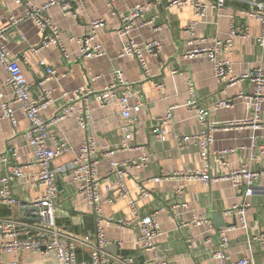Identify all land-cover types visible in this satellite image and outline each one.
Listing matches in <instances>:
<instances>
[{
  "label": "crops",
  "instance_id": "1",
  "mask_svg": "<svg viewBox=\"0 0 264 264\" xmlns=\"http://www.w3.org/2000/svg\"><path fill=\"white\" fill-rule=\"evenodd\" d=\"M28 1V0H22ZM38 4H45L49 0H35ZM115 13L106 1L85 0V9L80 18L65 16L60 7H52L46 15L59 28L61 40L71 53V57L64 59L60 49L52 46L41 50L37 54L30 52L31 47L38 48L42 36L32 20L24 19L27 9L18 5L14 0H0V29L6 27L11 17L21 21L12 28L5 46L19 58L22 70L32 85V96L35 100L41 97L38 83L45 80L47 74L40 66L44 59L55 69L58 77L46 82V88L51 92L49 107L42 112L45 119H52L59 114L68 101L64 93H74L91 88L95 93L103 91L110 83L116 71L124 74V80L140 88L144 94L145 107L138 115L136 134L127 142L123 127L124 122L117 106L101 107L91 97L88 116V129L84 130L76 118L64 120L58 125L61 132L75 149V153L57 158L52 170L62 168L74 161L76 155L87 138L95 137L98 146L106 151L114 150L112 156L105 154L99 165L100 192L103 196L112 197L113 201L104 205V217L107 220H127V227L110 225L105 228V235L111 241L109 252L121 255L127 259L126 264H144L152 256L143 252L138 246L141 234V221L135 219L129 203L116 199L118 184L122 182L129 190L131 198L136 202L138 215L158 212L161 235L155 239L159 258L168 260L171 264H219L215 254L219 250V229H229V247L227 258L236 262L249 257L255 264H264V249L254 237L264 234V176L260 180L257 192L247 201L250 208L247 211V229L240 227L239 219L235 215L227 214L234 206L241 205L244 197L239 194L227 180L220 179L212 184L201 181L188 180L183 173L199 170L203 166L199 151L196 149L181 152L177 148V140L182 136L195 134L200 126L194 114L187 108L188 82L193 81L201 104L210 110L209 123L215 129L212 157L210 160L213 177H223L231 169H237L245 164L253 171L264 170V161L252 162L250 159L251 138L257 136L260 143H264V105L261 122L254 128V106L247 98L256 92V86L250 81L237 82L232 86L222 87L217 83L213 74V64L207 57L188 58L186 53L190 46L192 35L187 31L188 26L196 19L194 9L190 6L171 8L167 10L165 4L173 0H162L161 5L147 9L146 18H156L154 28H141L133 33L139 42L157 40L163 45L159 56H147L146 61L151 71V78L146 79L141 67L134 58H120L122 40L118 34L121 17L125 12L150 0H113ZM263 1V0H262ZM249 5L239 0H228L227 7L222 10L211 9L206 18L200 22L195 32V38L207 39V46L214 40L226 41L230 35L231 17L238 14V24L249 27L251 38L248 40L237 38L233 41L230 52L223 54L231 61V77H240L251 70L261 68L264 71V50L258 45L257 39L263 35V28L252 18L243 17L240 12L249 10ZM98 19L106 21L105 29L100 32V40L105 44L108 55L102 59L79 60L78 45L70 39L83 37L88 33L90 22ZM194 38V37H193ZM27 52L26 59L22 55ZM176 70L177 74H172ZM6 72L0 65V92L11 99V91L6 87ZM163 83L164 89L158 90L156 83ZM243 94V98L239 96ZM233 100L234 105L229 109H216L222 101ZM82 102L76 101V107L81 108ZM16 111V124L8 120L1 121L0 156L8 152L9 148L17 150L19 165H28L34 158V149L28 146L24 133L29 128V121L19 106ZM173 108L174 116L166 130L170 133L165 142L152 136L151 128L156 118L164 116ZM3 111L0 101V117ZM245 123L242 127H227L229 123ZM127 144V146H125ZM224 153V155H221ZM143 156H148L146 166L132 165L122 177L111 173V163L138 162ZM229 163L228 167L221 165L220 157ZM14 164L0 163V180L9 174ZM40 168L33 165L26 175H38ZM168 173L177 176L165 178ZM57 183L60 194L56 205V220L60 227L67 228L81 235L95 233L97 217L91 210L88 200L78 192L77 184L72 175L59 173ZM143 186L151 194L148 198L141 197L139 187ZM112 191L107 195L106 189ZM1 188V183H0ZM13 200L16 202H33L44 195V190L33 186L24 179L18 178L12 182ZM181 192L182 198H176ZM174 202H184L187 207L180 208L177 213L171 211ZM21 208L18 204L6 202L0 205L1 219H21ZM215 214H222L217 218ZM193 216H202L210 220L211 226L201 227L192 224ZM223 226H219V225ZM188 238L193 239L192 248L188 247ZM0 233V242L3 240ZM91 250L79 248L81 260H88ZM30 258V259H29ZM33 264H55L44 262L42 258L26 256ZM1 260L9 264L14 260H23L19 255H1Z\"/></svg>",
  "mask_w": 264,
  "mask_h": 264
},
{
  "label": "built area",
  "instance_id": "2",
  "mask_svg": "<svg viewBox=\"0 0 264 264\" xmlns=\"http://www.w3.org/2000/svg\"><path fill=\"white\" fill-rule=\"evenodd\" d=\"M18 5L27 9L24 19L32 20L38 28L42 36L41 45L38 48L31 47L30 52L37 54L41 50L49 49L56 46L60 49L64 59L71 57V53L61 40L59 28L54 24L50 17L46 15L52 7H60L65 16L80 18L84 12L85 0H49L45 4H38L35 0H14ZM106 1L115 13L113 0H96ZM249 5V10H242L240 14L259 22L264 32V0H239ZM228 0H173L165 4L167 10L171 8H182L190 6L194 9L196 19L188 26L187 31L191 33L192 40L189 42L193 48L186 53V57H207L213 64L214 78L222 87L232 86L237 82L250 81L255 84V94L247 98L255 109V118L253 120L254 128L258 127L261 120L262 108L264 105V71L259 68L251 70L240 77H231L232 64L229 59L222 57L223 54L230 52L233 41L237 38L248 40L251 38L249 27H242L238 24V14L231 17V29L228 40H214L211 46H207V39L195 38L197 26L203 21L211 9L219 11L227 7ZM162 0H150L143 5L135 6L121 17V26L118 34L122 40V49L120 58H134L141 67L146 79L151 78V71L148 67L146 57L159 56L163 50L161 42L154 40L151 42H139L133 37V33L141 28H154L156 18H146L148 8L161 5ZM21 20L15 17L10 18L9 24L0 29V65L6 72V87L11 91V99L0 92V101L3 114L0 117V133L1 121L8 120L13 125L16 124V111L14 106L17 105L26 115L29 121V128L24 133V138L31 148L34 149V158L28 165H19V157L17 150L9 148L8 152L0 156V163L14 164L10 168L9 174L0 180V205L10 202L18 204L21 209L35 208L37 211L28 212L21 219H1L0 233L3 240L0 242V264H5L1 260V255L12 254L20 255L23 260H14L9 264H33L31 260H26V256L33 258H42L44 262L53 261L55 264H126L127 259L121 255H113L109 252L111 241L105 235V228L110 225L119 227H127V220H107L104 217V205L113 201L112 197L103 196L100 192L99 182V165L101 158L107 154L112 156L114 150L106 151V149L98 146L94 136L89 135L83 142L79 153L73 162L59 169L52 170L53 162L66 154L75 153V149L70 145L67 138L57 130L58 125L64 120L76 118L78 124L84 130L88 129L89 110L91 105V97L100 104L101 107L117 106L124 120L123 130L126 134L127 142L131 141L136 134L135 126L138 124V115L145 107L144 94L140 88L133 86L124 80V74L116 71L111 78V83L101 92L95 93L91 88L80 90L74 93H64V96L70 99L67 106L54 118L45 119L42 112L51 104V92L46 88V82L58 77L55 69L51 68L47 61L40 60V66L45 70L47 77L38 83L41 89V97L35 100L32 96V85L28 82L22 67L10 50L5 46V41L10 37V31ZM106 21L98 19L90 22V28L87 34L80 38H71V42H76L78 47L77 57L79 60L102 59L108 55L105 44L100 40V32L105 29ZM194 37V38H193ZM258 45L264 50V33L257 39ZM27 52L22 55L26 59ZM223 53V54H222ZM176 70L172 74H177ZM158 90H163V83H156ZM188 103L187 108L194 114L200 130L191 135L182 136L177 140V148L181 152H187L193 149L199 151L203 166L199 170H192L183 173L188 180L201 181L205 184H212L220 179L231 182L234 189L244 197L241 205H236L227 214L235 215L239 219L240 227L247 229L246 215L250 208L247 201L257 192L260 180L264 176V170L253 171L249 165L231 169L230 172L223 177H213L211 174L210 160L212 157V146L214 144L215 129L210 125V110L204 107L197 93L196 86L193 81L188 82ZM243 98V94L239 96ZM76 101H81V108L76 107ZM234 105L233 100L222 101L216 105V109H229ZM171 108L166 115L158 117L154 120L151 128L152 136L165 142L170 133L166 130V126L173 120L174 112ZM245 123H229L227 127H242ZM127 146V144H125ZM224 155V153H221ZM221 165L228 167L229 163L221 156ZM250 159L252 162L264 161V143H260L257 136L251 138ZM149 161L148 156H143L138 162L111 163V173H117L121 177L125 175L126 169L130 166L140 165L146 166ZM33 165L40 168L38 175H26L28 169ZM70 173L74 182L77 184L80 195L85 196L88 200L91 210L96 214L97 224L93 235L81 236L67 228L60 227L56 220V205L60 194V188L57 183L59 173ZM177 173H168L165 178L177 176ZM24 179L37 188L44 190V195L35 199L33 202H16L13 200L12 182L15 179ZM112 191L111 188L106 189L107 195ZM141 197L148 198L150 192L143 186L139 187ZM176 198H182L181 192H178ZM116 199L125 200L129 203L135 219L141 221V234L138 240L139 248L146 253L151 254L152 258L144 264H171L168 260L159 258L155 239L161 235V227L158 221V212L140 217L136 202L131 198L129 190L122 182L118 184ZM184 202H174L170 209L174 213L180 208H186ZM192 224L201 227L205 224L211 226L208 218L202 216H193ZM212 231H214L211 226ZM229 229H219L216 232L220 236V246L218 252L214 255L218 259L219 264H255L253 259L249 257L242 258L236 262H230L227 258V249L229 247V237L227 235ZM255 242H259L264 249V234L253 238ZM193 239L188 238L187 244L192 248ZM86 247L91 250V256L88 260H81L79 257V248ZM30 259V258H29ZM200 264V263H195Z\"/></svg>",
  "mask_w": 264,
  "mask_h": 264
},
{
  "label": "water",
  "instance_id": "3",
  "mask_svg": "<svg viewBox=\"0 0 264 264\" xmlns=\"http://www.w3.org/2000/svg\"><path fill=\"white\" fill-rule=\"evenodd\" d=\"M24 204L27 205L28 203L24 202ZM31 211H37V209H35V208H25V209L21 210V214L25 217L27 215V213L31 212ZM215 217L220 218V217H222V214H215ZM219 226H223V225L221 224Z\"/></svg>",
  "mask_w": 264,
  "mask_h": 264
}]
</instances>
